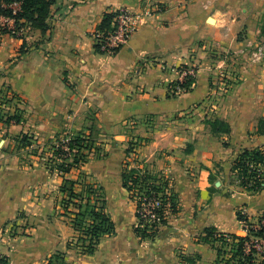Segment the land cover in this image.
I'll return each instance as SVG.
<instances>
[{
	"label": "crops",
	"instance_id": "0c3cea01",
	"mask_svg": "<svg viewBox=\"0 0 264 264\" xmlns=\"http://www.w3.org/2000/svg\"><path fill=\"white\" fill-rule=\"evenodd\" d=\"M120 7L151 12L116 53L99 52L93 31L105 12ZM263 16L264 0H56L49 38L30 26L21 36L0 31L4 111L21 114L19 122L0 120V251L8 264H47L57 252L65 253V264H217L216 250L199 239L204 228L246 234L237 211L254 221L264 215V189L250 194L229 183L235 178L230 170L235 151L264 147V130L259 131L264 64L247 70L244 63ZM216 45L222 50L209 48ZM194 62L199 66L191 89L170 97L177 74L168 66ZM223 64L241 73L225 96L211 97L215 72ZM208 98L212 112L188 114L195 124L164 133L180 140L167 148L168 159L145 158L149 168L173 178L180 200L181 210L169 218L161 238L152 242L137 235L138 218L127 195L128 216L119 221L112 214L115 234L104 235L93 254L70 247L76 231L61 209L63 178L47 166L57 138L79 128L91 108L103 130L125 138L130 136L121 129L129 119L164 114L171 105L189 108ZM217 118L231 131L215 132L208 120ZM24 137L29 144H23ZM224 165L223 175L218 170ZM121 174L106 181L112 195L128 192Z\"/></svg>",
	"mask_w": 264,
	"mask_h": 264
},
{
	"label": "trees",
	"instance_id": "16d2710c",
	"mask_svg": "<svg viewBox=\"0 0 264 264\" xmlns=\"http://www.w3.org/2000/svg\"><path fill=\"white\" fill-rule=\"evenodd\" d=\"M14 2L20 4L16 11L11 6ZM55 3L56 0H0V15L14 18L16 30L30 26L39 29L49 38L53 30L49 18ZM116 13V11L105 12L98 28L110 29ZM0 30L6 33L11 31L6 27H0ZM261 30L264 32V25ZM13 34L21 36L22 33ZM95 48L99 52H105L97 44ZM195 79L194 76H188L184 81H177V83L181 88L190 89ZM5 98L0 93V120L6 124L21 121V114L17 109L12 114L4 111ZM211 123L215 132L231 131L229 123L222 119L217 118ZM263 127L264 121H261L259 131H263ZM138 139L140 137H137L135 141L134 139L129 141L125 151L127 158H130L131 153L134 152ZM28 140V137H24L23 144H29ZM224 144L228 145L227 142ZM92 146L90 136L80 130L69 135L66 140L58 138L57 142L52 144L53 156L47 161L48 168L52 172H59L63 178L60 185L61 205L65 210L63 214L67 215L76 231L69 246L74 244L85 254H93L104 235L116 233L115 221L106 204L104 186L98 182H91L87 174L81 181L72 176L75 170H81L89 161ZM230 170L237 177L243 191L250 194L261 191L264 189V148L242 147L237 149ZM121 176L130 199L139 202L135 232L141 240L157 242L163 235V227L169 223V218L177 215L181 210L179 196L173 188V178L163 171H152L148 164L139 161L131 163L129 159L124 161ZM144 200L151 203L159 201V205L153 209L157 215L156 218L144 216L142 211ZM237 217L244 225H248L246 234L224 232L216 226H207L199 239L209 243L216 250L217 264H264V253H258L252 246L248 248L247 244L252 237L264 236V215L258 221H254L247 213L238 210ZM0 261L8 264L7 256H1ZM65 262V253L57 252L47 264H65Z\"/></svg>",
	"mask_w": 264,
	"mask_h": 264
},
{
	"label": "rangeland",
	"instance_id": "374dc122",
	"mask_svg": "<svg viewBox=\"0 0 264 264\" xmlns=\"http://www.w3.org/2000/svg\"><path fill=\"white\" fill-rule=\"evenodd\" d=\"M212 23V21H208ZM264 25V16L262 17V25ZM246 31L243 29L239 35V39L242 38V35L245 34ZM213 47V46H212ZM212 50H222L219 45L214 46ZM248 56H245V65L247 70L255 66H263L264 64V32L261 31L260 35L255 38L253 43L247 45L245 51ZM249 50V51H248ZM225 53L221 52L220 54ZM231 52H226L227 56H229ZM220 54L218 53V59L220 58ZM236 64V61L234 62ZM227 64H223L217 72H215V78L213 82V95L211 97H223L225 96L238 80L239 73L238 70L234 68H227ZM174 66V65H173ZM173 66H168L175 69L176 76H173L172 80L169 84V92L168 95L170 97H175L183 92H187L190 89L181 88V86L177 83V81H184L179 74V69L184 67H194L197 73L199 64L191 63V64H179ZM174 68V69H173ZM245 70L242 72L245 76L249 74ZM243 71V70H242ZM196 78V74L194 76ZM247 78V77H246ZM212 98H208L201 103H196L190 106L189 108H176L175 106L170 107V110L164 114L153 113L150 116L140 118V119H129L123 123L121 133L128 134L130 137H113V132H109L108 130L101 128L99 123L92 118H95V108H91L88 110V114L85 117L86 119H81L79 128H73V133H69L65 137L61 138L66 140L69 135L77 133L78 131H85L86 135L90 136L91 143H93V148L90 151L89 161L82 167L81 170H76V174L74 175L75 179L79 181L83 180L85 175H88V179L91 182H98L99 184L104 186V191L107 198V207L110 214H117V219L119 221L125 219L128 216L130 201L127 195L129 192H126L119 195H112L109 190L111 184L106 183V181H115L119 174L123 170L124 161L129 159L131 163H135L139 161L141 163H145L149 165V162H146L145 158H149L151 161L157 158L158 156L164 157L168 159V156L171 152L168 151V147L171 143H176V141H180L179 138H175V134L164 135L170 131V129H174L172 131H177L179 129L178 125L182 123L193 125L195 124V120H191L190 117H186L191 113H201V112H212V107H214L211 102ZM215 108V107H214ZM214 112V111H213ZM208 120V119H207ZM208 123L213 128L211 120H208ZM178 127V128H177ZM138 139V145L135 146L134 152L131 153L130 158L126 157V149L129 145V141L134 139V141ZM142 137V138H141ZM129 138V139H128ZM58 139V138H57ZM155 141L159 142L158 145H155ZM161 141V142H160ZM55 144V143H54ZM185 145V144H184ZM260 147V146H257ZM254 148V147H250ZM264 148V147H262ZM136 153V155H135ZM136 157V158H135ZM151 165V163H150ZM120 166V167H119ZM152 171L159 172L160 170L151 166ZM121 170V171H120ZM227 171L226 166L220 167L218 172L220 174H225ZM235 176V175H234ZM236 178V179H235ZM232 178L229 181L232 185H239L237 181V177ZM112 181V183H113ZM130 197V196H129ZM140 201V199L138 198ZM132 206L134 210L137 212L139 209V202L132 200ZM61 209L64 213V208L61 206ZM124 213V215H122ZM67 216V215H66ZM113 218V217H112ZM71 239L70 241H72ZM75 243V242H74ZM73 247L79 248L78 246L73 244Z\"/></svg>",
	"mask_w": 264,
	"mask_h": 264
},
{
	"label": "built area",
	"instance_id": "2783aa9c",
	"mask_svg": "<svg viewBox=\"0 0 264 264\" xmlns=\"http://www.w3.org/2000/svg\"><path fill=\"white\" fill-rule=\"evenodd\" d=\"M11 6L16 11L19 9L20 4L14 2ZM116 15L114 16L112 27L107 30L99 29L98 27L93 31V36L95 38V44L99 45V48L102 51H105L109 54H114L118 49L125 45L134 33L138 30L139 26L143 22V19L146 14H149L151 10H145L143 12H135L129 9L128 7H120L116 10ZM0 27H6L11 31L9 33L20 34L23 32V29H15L14 18L0 15ZM1 31V30H0ZM179 74L182 79H186L188 76H195L196 71L194 67H184L179 69ZM143 213L144 216H149L151 218H156V213L153 212V209L159 205V201L144 202ZM264 222V221H263ZM259 223V222H258ZM257 223V224H258ZM256 224V227L258 225ZM248 225L245 224V229L247 231ZM247 233V232H246ZM248 244V248L251 246L256 249L258 253H264V236H255L251 238V241ZM4 254L0 251V257ZM0 264H4L0 261Z\"/></svg>",
	"mask_w": 264,
	"mask_h": 264
},
{
	"label": "water",
	"instance_id": "95a60500",
	"mask_svg": "<svg viewBox=\"0 0 264 264\" xmlns=\"http://www.w3.org/2000/svg\"><path fill=\"white\" fill-rule=\"evenodd\" d=\"M209 20H210V21H214V20H213V17H211V16L209 17ZM216 183H217V185H219V184H220V181H217Z\"/></svg>",
	"mask_w": 264,
	"mask_h": 264
}]
</instances>
